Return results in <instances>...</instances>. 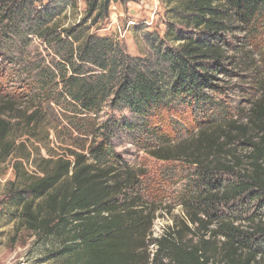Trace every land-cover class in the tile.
I'll use <instances>...</instances> for the list:
<instances>
[{"label": "trees", "instance_id": "trees-1", "mask_svg": "<svg viewBox=\"0 0 264 264\" xmlns=\"http://www.w3.org/2000/svg\"><path fill=\"white\" fill-rule=\"evenodd\" d=\"M53 1L0 0V59L17 67V81L0 93V166L14 157L0 207L16 220L15 234L33 237L51 264H264V131H248L264 120V96L248 124L192 123V136L176 146L167 141L178 124L169 121L217 107L210 93L220 91V76L245 70L236 54L246 59L244 49L264 43V0H170L165 31L145 36L143 58L91 33L108 21L115 0H84L81 20L66 29L59 17L76 1ZM33 36L51 48L49 64L22 58ZM43 101L86 140L78 151L57 144L62 156L37 153L56 130ZM106 106L141 123L113 115L98 123ZM137 126L162 141L150 157L187 164L197 178L188 190L194 205L159 238L152 237L157 199L143 193L144 172L114 150L117 133Z\"/></svg>", "mask_w": 264, "mask_h": 264}, {"label": "rangeland", "instance_id": "rangeland-1", "mask_svg": "<svg viewBox=\"0 0 264 264\" xmlns=\"http://www.w3.org/2000/svg\"><path fill=\"white\" fill-rule=\"evenodd\" d=\"M75 1L76 6H68L61 12L59 17L61 29L70 27L82 18L85 10L84 0ZM169 2L170 0H115L109 8L108 21L91 28V33L117 41L133 58H143L148 53L145 36L155 33L161 37L165 31ZM53 3H60V1L54 0ZM234 38L240 40L241 35L237 34ZM29 41L23 49L22 58H38L36 55H39L49 64L53 59L51 48L44 46L43 42L35 36L30 37ZM20 47V41H15L12 49L15 56L18 55ZM244 51L248 53L246 59H243L242 55L236 54V56L239 65L242 61L245 62V70L238 71L234 75L222 74L218 83L221 87L220 91L210 93L217 107L207 112L198 109H191V113L181 111L177 117L169 121V126L178 121V124L171 128L172 135L167 140L173 146L195 133V123L205 126L227 120L237 125L248 124L251 117L250 109L264 96V43L259 44L257 48H246ZM16 70L14 63L7 66L4 63V57H1L0 93H2V87L9 84L11 78L12 81H17V77L13 75ZM13 89H16L15 84L5 91L10 92ZM1 100L0 94V103ZM37 102L38 100L35 105ZM41 104L44 105L42 109L45 111L46 120L51 121L56 130L48 134V140L45 143L36 145L37 153L44 158H47L50 153L54 156H62V150H66V145L69 149L78 151V145H83L86 140L77 131L70 129L60 115L57 118L52 116L46 101ZM106 107L100 114L98 123H104L112 115L115 119L122 121L121 124L139 125L141 123V119L134 117L128 110L112 113L108 106ZM138 128L124 129L117 133L114 150L122 156L126 165L132 170L140 169L144 172L141 179L143 193L146 199L150 197L157 199L152 237L159 238L167 228L184 220V211L194 205L193 197H190L188 190H192L197 178L193 168L187 164L177 161L162 162L150 157L147 151L150 147L152 151L161 147L162 141L155 138L153 134L152 136L144 134ZM248 131L252 134L264 131V120L260 126H250ZM13 133H19L16 127L13 128ZM22 140L25 138L23 137ZM57 144L63 147L62 150L57 147ZM13 162L14 157L0 166V201L3 198L6 183L13 180ZM184 202L186 206L183 205ZM15 226L16 220L11 212L4 215V210L0 207V264H51L49 258L45 256L48 250L36 247L34 238L24 231L15 234Z\"/></svg>", "mask_w": 264, "mask_h": 264}]
</instances>
